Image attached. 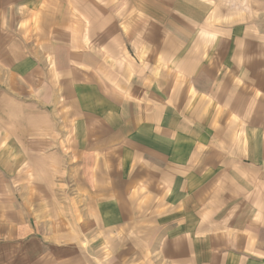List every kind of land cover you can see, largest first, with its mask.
Masks as SVG:
<instances>
[{"label":"crops","instance_id":"1","mask_svg":"<svg viewBox=\"0 0 264 264\" xmlns=\"http://www.w3.org/2000/svg\"><path fill=\"white\" fill-rule=\"evenodd\" d=\"M67 163L107 257L264 264V0H0V241Z\"/></svg>","mask_w":264,"mask_h":264},{"label":"rangeland","instance_id":"2","mask_svg":"<svg viewBox=\"0 0 264 264\" xmlns=\"http://www.w3.org/2000/svg\"><path fill=\"white\" fill-rule=\"evenodd\" d=\"M70 152H67V156H70ZM68 160L72 161V158L68 157ZM75 162V161H74ZM67 170V176L65 177H56L55 178V186L58 185L57 189L61 190V194L58 195L60 197L52 200H47L48 206L51 205V202L61 203V206L65 208L66 222H67V230L62 233L64 239H61L62 242H73L75 240L76 244L73 247L67 246L65 250L68 249L66 253H62V248L60 250L53 246H50L49 235L53 234L52 231H49L46 228V214H35V215H24L25 221L28 222L26 228L21 229L18 239L0 241V264H122L120 261L121 256H108V248L105 246L108 238H112V232L107 231L106 229L100 228V230L90 232V229L86 228L84 225L80 229L73 230L70 229V226L76 221V216L74 215V210L77 206L84 208L85 204L81 201L82 198L78 195H74L77 188H79V184H77L74 173L70 171V168L67 165L64 167V171ZM65 184V185H64ZM61 185V188L59 186ZM65 186V187H64ZM19 208L29 209L28 199L19 196L16 192L15 200ZM38 201V200H37ZM41 203H44V206L40 204L38 208L35 207V204H32L30 207L32 210H39L46 212V200H39ZM79 204V205H78ZM85 218H83L84 220ZM74 228V227H73ZM91 233H95L93 237H91ZM97 233V234H96ZM51 236V235H50ZM91 240L99 245L97 249V253L99 262H91L90 255L94 250L91 248ZM2 242V243H1ZM82 244V245H81ZM79 245V247H78ZM65 247V246H64ZM56 252V253H55ZM80 253V254H79ZM61 254L64 257L63 261L60 262L58 255ZM81 255L82 260L72 259L74 255ZM50 255V256H49ZM96 255V252H95ZM94 258V256H93ZM114 259L116 262H110L108 259ZM130 264H143L139 262H131Z\"/></svg>","mask_w":264,"mask_h":264}]
</instances>
